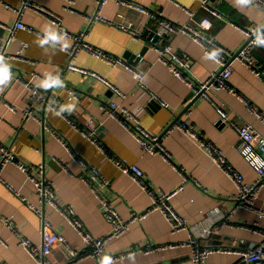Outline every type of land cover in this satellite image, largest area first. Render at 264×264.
Segmentation results:
<instances>
[{
	"label": "crops",
	"instance_id": "0c3cea01",
	"mask_svg": "<svg viewBox=\"0 0 264 264\" xmlns=\"http://www.w3.org/2000/svg\"><path fill=\"white\" fill-rule=\"evenodd\" d=\"M30 1L39 9L60 17L68 32L87 30V40L92 45L124 57L130 66L144 74L149 90L143 89L125 66L111 65L87 51H80L75 59L70 60L61 47L73 45L67 33L34 9L23 10L22 0H0V46L5 45L10 53L20 54L9 63L13 75L7 74L8 79L0 84V143L11 149L18 162L33 167L43 165L62 206L72 205L76 217L96 237L106 236L112 225L104 217L95 192L82 178L84 169L76 157L84 159L88 175H92V167L100 170L102 178L97 184H102L103 179L107 182L102 185L101 193L115 201L125 221H130L135 214L146 213L128 232L106 244L105 250L109 254L127 252L131 248L181 244L189 241L194 232L192 229L174 231L166 214L161 209H152L150 191L144 190L130 174L118 168L108 155L138 165L157 194L179 189L171 204L190 222L199 223L197 232L210 225L209 214L215 207L223 210L228 218L214 223V231L209 236L198 238L197 243L201 247L234 250L213 252L207 264H246L235 250L249 249L264 240V236L254 229L255 225L264 226V186L258 191L255 208H236L237 184L198 141L183 130L174 128L162 138L170 158L151 153L126 127L101 108L103 103L114 100L121 107L137 111L141 124L159 135L176 120H190L244 175L247 182H255L259 176L239 151L240 136L231 123L218 122L220 113L217 105L225 107L232 121L253 125L263 137L264 122L248 109L238 94L224 89L211 92L216 104L207 99H197L186 110L188 101L193 99L190 98L191 88L160 61L154 44H170L178 53L192 58L190 75L198 80L206 81L219 69L216 61L189 35L167 32L157 19L115 1L107 3L101 10L102 14L116 23H131L141 33L139 38L135 39L117 24L101 20L88 22L86 16L97 10L95 0ZM129 1L161 12L165 19L176 24L197 26L202 19L210 18L213 26L209 34L232 51H238L244 45L248 28L264 23V8L252 0H208V5L219 14L207 9L202 0ZM17 21L34 26L35 31L16 29L12 34L11 28ZM155 36L158 39L155 40ZM257 38L259 44L252 56L264 67L262 31L257 32ZM70 63L78 68L69 67ZM82 69L104 77L125 96H118L110 85ZM19 75L32 81V85L45 96L44 103L38 101L23 82L13 78ZM230 85L264 111V79L255 76L241 61L233 63ZM72 90L77 98L71 96ZM152 92L166 106L161 100L152 98ZM57 103L60 111L51 107ZM29 107L33 114L26 118L25 111ZM69 118L83 128L92 120L106 151L86 137ZM18 162L7 164L0 179V263L37 264L13 230L17 227L35 245L42 244L43 217L29 204L42 211L44 218L67 239L69 245L84 249L79 231L60 211L41 201L34 184L26 178ZM4 219H8L12 226L7 225ZM68 253L67 245H56L52 255L54 264L66 262ZM76 264L101 263L95 257H87ZM109 264L194 262L192 248L178 246L150 253L139 250L120 260L109 261Z\"/></svg>",
	"mask_w": 264,
	"mask_h": 264
},
{
	"label": "built area",
	"instance_id": "2783aa9c",
	"mask_svg": "<svg viewBox=\"0 0 264 264\" xmlns=\"http://www.w3.org/2000/svg\"><path fill=\"white\" fill-rule=\"evenodd\" d=\"M23 1V10L27 8L34 9L38 13L46 17L51 23L60 28L64 33H67L73 40V45L71 47L61 46L62 49L68 54L70 60L76 58L80 51H87L98 57L111 65H123L132 73V75L137 79L138 84L145 90H149L146 83L144 82V74L140 72L134 66H130L124 57H119L108 53L107 51L100 49L92 45L87 40V30H82L77 33H70L62 26V20L57 15L52 12L44 11L35 6L30 0ZM110 1H115L119 4H124L132 8L138 9L143 13L155 18L159 21L160 25L167 32H177L189 35L194 41L199 43L204 47L205 53L210 56L219 66L217 71H214L210 77L206 80H198L190 75L193 67V59L188 55H182L178 53L172 45H160L155 43L154 46L159 54L160 61L170 67L173 73L185 81L191 88L193 97H199V99H207L212 103L216 104L211 92L214 89H224L235 94H238L245 102L248 109L254 112L259 119L264 122V111H262L258 106L253 104L250 100L244 98L235 88L230 85V78L233 73V63L235 61H241L244 63L252 73L264 79V67L259 64L252 56L254 48L259 44L257 38V32L260 30L264 35V23L262 25H254L246 30L247 39L244 45L238 51H232L222 44H220L213 36L209 34V30L213 26V21L210 18L202 19L197 26L191 24H176L170 20L163 17L161 12H156L148 7H144L135 2L129 0H95L96 12L93 15L86 16L88 22L94 20L106 21L112 24H117L119 27L130 32L135 39L141 36L134 26L129 24H123L122 22H115L113 20L107 19L101 12L102 8ZM256 4L264 8V0H252ZM203 5L213 11L215 14H219L216 9H213L208 5V0H202ZM16 29H26L28 31H35V27L28 25L23 21H17L13 28H11L12 34ZM7 43V42H6ZM27 47V44H24ZM20 54L10 53L7 51L6 46H0V71H6L8 75L12 76L13 71L9 63L17 58ZM141 56L139 57V59ZM69 67L75 69L76 67L73 63L69 64ZM83 70V69H82ZM88 74L95 75L99 79L106 82L114 90L118 96H125L123 91H121L116 86L112 85L104 77L98 75L89 70H83ZM18 81L23 82L30 91L33 92V96L41 102H45L46 98L38 88L32 85V81L25 78L22 75L13 76ZM152 98L159 99L155 93H151ZM71 96L77 98L78 95L72 90ZM161 100V99H159ZM191 100V101H190ZM186 105V110L190 108L193 99H190ZM162 105L166 106V103L161 100ZM53 109L59 110L60 108L57 104H51ZM218 111L220 113V118L218 122L231 123L236 128L240 136L239 151L244 155V157L251 163L258 173L259 178L255 182H247L244 175L236 170L232 164H230L225 157V155L216 147L214 143L206 139V137L198 131L190 120H176L171 126H169L161 135L152 133L146 129L140 122L139 115L137 111L130 110L125 107H121L116 101L112 100L101 105V108L105 114L110 117L117 119L124 127H126L141 143L142 147L147 149L151 153H160L166 158H170L169 153L166 151L162 138L167 135L172 129L179 128L187 133L192 139L198 141L204 150L214 159L216 163L224 168V171L230 177L238 187V194L236 196V201L238 202L237 207L245 208H255L254 203L257 198L258 191L264 186V137L253 127L251 124H239L232 121L225 110L223 105H217ZM33 114L31 107L27 108L25 111L26 118H29ZM75 127L80 129L82 133L90 138L93 142L101 147L105 152V147L101 144L97 132V127L92 120L88 121V125L83 128L73 119L69 118ZM73 156H76L75 152L69 147ZM0 179H2V171L4 167L9 163H17L16 155L11 151V149L3 143H0ZM108 157L115 163V165L122 171L130 174L134 180H136L144 190L150 191L153 197V207L152 209H161L168 217L172 228L174 231H180L183 229H192L194 236L190 238L189 241L183 242L181 244H173L169 246H148L144 249L131 248L130 251L121 252L119 254H109L105 250L106 244L114 237H119L120 235L128 232L134 223H138L146 213L135 214L132 216L130 221H125L118 209L115 201L108 196L101 193L102 185L107 182L103 179L102 184H97V181L102 178L101 172L96 167H92V175H88L86 168H88L86 162L83 158L76 157L82 169H84L82 178L85 182L92 188L96 196L99 199L100 209L107 219V221L112 225L111 231L103 237H96L91 234L85 228L84 224L76 217V210L72 205L62 206L60 203L58 194L55 189L53 182L48 179L45 174V169L43 165L38 167H33L26 163L18 162L19 167L26 174V178L30 180L41 199L45 204H49L66 217L67 220L79 231L82 240L84 242V249H79L75 246L69 245L67 239L55 231L53 225L44 218L42 211L36 207L34 204H29V207L33 209L36 213L43 217V242L41 245H35L32 240L21 234L17 227H14V232L20 238V243L25 249L30 253L31 257L36 261L37 264H54L52 260L53 251L56 245H67L69 249L68 260L60 264H76L77 262L86 259L87 257H95L99 263H103L105 259L108 261H117L121 258H125L129 254H134L139 250H143L146 253L154 252L167 247H178V246H189L192 248V260L194 264H207V259L213 252H229L234 251L229 248H219L214 246L201 247L197 243V239L200 237L209 236L214 231L215 224L219 222H224L228 218V215L223 212L219 207H215L209 214L211 223L209 226L202 229L200 234L196 231L198 229L199 223H192L182 215L172 204L171 199L178 193L179 189L172 192H163L157 194L152 189L153 187L146 179L145 172L135 164L129 163L127 160L120 159L114 156ZM24 199V198H23ZM4 222L12 226V223L8 219H4ZM215 223V224H214ZM254 229L264 236V226L259 227L254 226ZM90 248V249H89ZM236 253L242 255L243 261L246 264H264V240L257 245L246 249V250H235ZM1 264V263H0Z\"/></svg>",
	"mask_w": 264,
	"mask_h": 264
},
{
	"label": "clouds",
	"instance_id": "9594fccd",
	"mask_svg": "<svg viewBox=\"0 0 264 264\" xmlns=\"http://www.w3.org/2000/svg\"><path fill=\"white\" fill-rule=\"evenodd\" d=\"M0 73H2V75H0V84H4V82L8 79L7 72L4 71V72H0ZM103 264H109V261L107 259H105L103 261Z\"/></svg>",
	"mask_w": 264,
	"mask_h": 264
},
{
	"label": "water",
	"instance_id": "95a60500",
	"mask_svg": "<svg viewBox=\"0 0 264 264\" xmlns=\"http://www.w3.org/2000/svg\"><path fill=\"white\" fill-rule=\"evenodd\" d=\"M260 30H261V29H260ZM260 30H259V31H260ZM259 31H258V32H259ZM154 35H155V33H154ZM156 39H158L157 36H155V40H156ZM193 96H194V95H193V93H192V94H191V97H190V98H193V101H192V102H194L195 100L199 99V97H197V96H196V97H193ZM151 103H152V102H151ZM153 103H156V102L153 101ZM191 104H192V103H191Z\"/></svg>",
	"mask_w": 264,
	"mask_h": 264
},
{
	"label": "snow or ice",
	"instance_id": "6c2138e0",
	"mask_svg": "<svg viewBox=\"0 0 264 264\" xmlns=\"http://www.w3.org/2000/svg\"><path fill=\"white\" fill-rule=\"evenodd\" d=\"M242 2H244V0H242ZM0 75H2V73H0Z\"/></svg>",
	"mask_w": 264,
	"mask_h": 264
}]
</instances>
